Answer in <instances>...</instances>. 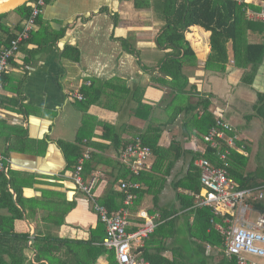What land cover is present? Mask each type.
Masks as SVG:
<instances>
[{"label": "crops", "instance_id": "0c3cea01", "mask_svg": "<svg viewBox=\"0 0 264 264\" xmlns=\"http://www.w3.org/2000/svg\"><path fill=\"white\" fill-rule=\"evenodd\" d=\"M134 1L49 0L41 9L31 37L19 46L5 74L0 91V154L9 159L10 169L17 172L15 184L25 199L48 201L46 205L52 204L56 212L66 210L65 224L51 231L60 238L90 239V230L98 225V220L88 199L72 183L71 171L65 170L59 142L74 143L83 125L86 137L91 134L90 140L97 143L94 144L97 167L91 172L90 179L96 180L95 197L99 200L106 197L111 188L117 191V185L111 186L110 182L118 165L127 167L120 160L122 150L116 153L111 146L114 133L119 135L122 143L130 144L139 138L147 125L153 127L168 121L167 112L174 113L188 103L194 105L200 96L209 100L206 90L201 87L207 83L204 80L210 73L202 69L208 47L203 60L197 61L190 70L186 94L174 97L176 92L171 87V79L166 77L165 82L157 80L161 63L154 66L147 59L141 61L138 57L139 48L144 46L147 52V46L156 44L161 33V16L153 9L159 2L144 0L140 8H135ZM246 1L258 5L262 0ZM23 22L15 12H10L5 18V24L11 30L18 23L21 27ZM193 29L208 39L209 32L198 27ZM249 42L260 40L250 39ZM73 49L76 56L72 52L65 55L67 50ZM229 66L233 67L232 60L226 65V70ZM195 82H200L201 86ZM191 85H195L194 90ZM245 86H251L255 96L264 94V60L252 84ZM83 92L89 93V97L96 98L97 102L84 106L85 97L82 101L75 100L73 95L83 96ZM136 97H141V103L151 109L137 113ZM164 99L168 100L169 106ZM255 103L251 106L253 113ZM212 107L213 104L208 109L213 111ZM181 117L184 122L191 119L181 113L174 124L179 121L180 126ZM104 125L109 126L108 131L104 130ZM104 132L108 137L103 136ZM171 132V126L163 129L158 146L166 148L177 140L168 137ZM234 132L249 147V167L253 162L255 168L249 170L248 167V170L254 171L258 163L255 159L261 160L255 148L256 140ZM181 136L177 138L182 149L189 146L202 151L203 145L196 139L190 138L191 143L186 144L183 131ZM254 151L257 153L255 156ZM190 156L185 154L179 158L170 171L159 205L174 204L175 207L173 185L185 176ZM151 163L152 159L150 167ZM149 200L150 197L144 196L139 209L146 211L151 205ZM41 212L37 210V213ZM135 214L131 213L130 231L136 224ZM28 226L34 231V224ZM96 264L107 262L104 257H99Z\"/></svg>", "mask_w": 264, "mask_h": 264}, {"label": "trees", "instance_id": "16d2710c", "mask_svg": "<svg viewBox=\"0 0 264 264\" xmlns=\"http://www.w3.org/2000/svg\"><path fill=\"white\" fill-rule=\"evenodd\" d=\"M32 1L10 12L17 13L20 21H24L30 15ZM142 1L144 0H135V8H140ZM156 2L159 4H154L153 9L159 12L164 23L156 44L160 48L164 46L165 51L168 50V54L160 61L158 71L160 77L157 80L165 82L166 77L170 78L171 87L176 92L174 97H179L184 92L186 94L185 90L192 72L190 70L196 65L195 52L186 36L191 27V29L198 27L209 32L207 39L209 51L205 55L203 70L222 74L229 60H232L233 67L244 72L242 81L247 85L252 84L264 60V22L248 19L246 13L248 9L259 12L258 5L238 4L235 0H156ZM10 12L0 14V48L7 47L22 28L18 23L15 29L11 30L5 24V18ZM250 39H257L260 42L250 43ZM71 52L76 56L77 52L74 49L67 50L65 55L69 56ZM5 74L6 72L1 79L3 86ZM190 87L195 89V85ZM83 97L87 100L84 106L97 102V99L89 97L87 92H83ZM141 102L142 98L136 97L137 113L151 109L149 105ZM209 103L207 98L200 96L194 105L188 103L185 108L172 113L165 123L153 127L147 125V129L139 135V138L143 145L151 149L150 169L135 176L125 165L119 164L116 174L112 176L111 186L127 181L139 183L140 188L133 192L136 199L130 209L131 213L140 211L144 196L151 198V205L146 212L149 216H157L155 221L158 225L152 234L142 240V246L134 249V254L149 264H236L235 259L229 258L224 252L223 236L210 225V220L213 218L211 210L195 207L194 198L190 195V193H199L201 189L199 170L194 166V161L198 157H205L212 164L221 166V161L217 158L218 152L215 149L206 148L205 152L201 153L198 152L199 150L190 149L189 146L182 149L178 140H173L166 148L158 146L163 129L172 126L181 113L191 117L189 121L181 120L180 123L185 137L184 143L190 144V138H194L202 144L203 136L215 125L217 118L208 109ZM199 111L202 113L200 114ZM254 117L259 120L261 126H264V94L258 93ZM108 127L103 126L105 131H108ZM84 128V125L81 126L74 143L59 142L58 146L64 157L65 170L71 172L75 170L81 154L89 148V159L85 161L82 168V178L88 182L91 172L97 167L95 162L97 154L94 153L96 146L94 144L97 143L90 140V133L86 137ZM234 134V131L228 133V135ZM114 135L111 138L114 152L123 151L128 143H122L119 135L116 133ZM103 136L108 137L106 132ZM83 140L86 143H83ZM241 145L244 143L238 142V146ZM244 147L247 156L231 151L226 172L239 189L258 188V191L262 192L263 197L255 204V207L264 211L262 155L258 152L261 163H256L257 168L249 171L250 149L247 145ZM185 154H191V156L185 176L173 185L175 207L174 204L161 206L159 205L160 196L166 184V178L177 160ZM255 161L258 162L257 159ZM16 173L10 169L7 176L0 175V264H96L99 257H104L107 264H117L113 251H108L100 245L105 234V227L98 218V225L90 230V239L76 240L58 237L50 231L49 227L58 229L64 225L66 210L53 214L45 208L48 201L43 203L44 200L39 202L38 199H25L22 191L16 187L15 182L18 176ZM122 200V194L111 188L107 196L98 201L111 212L122 206ZM37 210L42 212L37 213ZM135 220L136 223H140L138 219ZM215 221L220 223L221 220L217 217ZM29 224H34L32 244H30ZM131 231L128 229V232Z\"/></svg>", "mask_w": 264, "mask_h": 264}, {"label": "built area", "instance_id": "2783aa9c", "mask_svg": "<svg viewBox=\"0 0 264 264\" xmlns=\"http://www.w3.org/2000/svg\"><path fill=\"white\" fill-rule=\"evenodd\" d=\"M49 0H33L30 4L31 12L24 20L21 31L11 40L9 45L0 48V90L3 74L7 71L9 61L14 57L19 46L30 38L36 19L41 9ZM238 4L247 3L246 0H235ZM249 4V3H247ZM258 6L259 12L247 10L248 19L264 22V0ZM75 100L82 101L81 94L73 95ZM233 132L231 126L222 118L217 117L215 125L203 136V149H215L221 166L212 164L205 157H198L194 166L199 170L201 189L199 193L190 195L194 198V206L209 208L213 214L210 225L224 238V252L229 258H234L236 264H264V211L255 207L263 197L259 189H239L235 181L228 177L226 167L231 151L245 155L244 145L237 135H228ZM90 150L86 149L77 161L76 168L70 172V179L75 187L87 197L91 210L105 227V234L100 245L113 251L117 264H149L143 258L134 254V249L142 246V240L153 233L158 225L157 216H149L146 211H138L135 215L140 223L133 226L135 230L128 232L131 223L130 209L133 207L134 191L140 188L137 182H120L117 191L122 194V206L115 211H108L93 195L95 178L85 182L82 178V168L89 159ZM151 149L143 145L139 138L128 144L121 152L120 160L127 164L132 175L138 176L141 172L150 169L149 160ZM10 170L9 159L0 154V175L7 176ZM255 214V219L252 216ZM220 218V223L215 218Z\"/></svg>", "mask_w": 264, "mask_h": 264}, {"label": "rangeland", "instance_id": "374dc122", "mask_svg": "<svg viewBox=\"0 0 264 264\" xmlns=\"http://www.w3.org/2000/svg\"><path fill=\"white\" fill-rule=\"evenodd\" d=\"M161 24L162 26L164 25V23ZM199 34L196 33L193 29L190 31L189 35L187 33V39L191 43L193 50L195 52L196 59L194 61L196 62L203 60V53H205V49H207L208 47V43L206 42L207 37L203 38V36ZM164 48H165L164 46L160 48L156 46V44L154 43V45L152 46L150 45L147 46L146 48L147 52H146L143 46L139 48L138 57L140 58L141 61L147 59L149 62L153 63L154 66H157L160 63V61L164 58V56L168 54V50L165 51ZM243 73L244 72L242 70L229 66L227 70L222 74L210 72L209 75L207 76V79L204 80L207 82L204 83V86H201L200 82L197 83L195 82L196 83L195 85H199L206 90L208 94V98L209 100H211L210 105L213 104L212 107L213 111H211L212 113H215L216 116L217 115L221 116L225 120V122H227L231 126L233 131H236L237 133L239 132L244 136L247 135L253 138L254 140H256L255 148H257L260 154L262 155V163H263L264 162L263 161L264 160L263 159L264 158V141H263L264 126H260L259 124L257 125V121L254 117V113L251 110V106L257 101L258 94L257 96H255L254 89L251 86H245V82L242 81ZM164 100L166 105L169 106L168 100L167 99ZM197 100L198 98L196 99V101ZM191 101L195 102V100H191ZM171 113L172 111L167 112L166 116L169 118V115ZM180 120H183V118L181 117ZM189 120L190 119H188L187 121ZM178 123L179 121L177 122V124H173L171 126L172 132L168 137L171 138L172 136V139L173 137H175L177 140H180L179 138L182 137L181 136L182 129H180ZM167 143H169V139L167 140ZM255 151L253 153L254 156L257 154L255 153ZM258 163L260 164L259 161ZM254 168L255 166L253 165L252 162V166L249 167V170H253ZM93 195L94 196L97 195L95 193V190L93 192ZM149 205H150V200H149ZM45 208H48L50 212L53 214H55L54 212H56L55 209H52V204H48ZM254 219H255V214L252 216V220ZM49 228L50 231H52L54 227L50 226Z\"/></svg>", "mask_w": 264, "mask_h": 264}, {"label": "water", "instance_id": "95a60500", "mask_svg": "<svg viewBox=\"0 0 264 264\" xmlns=\"http://www.w3.org/2000/svg\"><path fill=\"white\" fill-rule=\"evenodd\" d=\"M29 1L30 0H0V14L13 11ZM30 238V244H32L34 242V231H31Z\"/></svg>", "mask_w": 264, "mask_h": 264}]
</instances>
